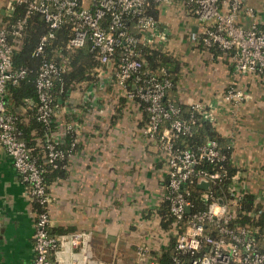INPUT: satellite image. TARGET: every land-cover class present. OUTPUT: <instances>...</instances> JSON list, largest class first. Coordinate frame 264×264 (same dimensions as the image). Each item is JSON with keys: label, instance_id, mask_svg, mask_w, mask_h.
Returning <instances> with one entry per match:
<instances>
[{"label": "crops", "instance_id": "obj_1", "mask_svg": "<svg viewBox=\"0 0 264 264\" xmlns=\"http://www.w3.org/2000/svg\"><path fill=\"white\" fill-rule=\"evenodd\" d=\"M240 1L257 9L264 26V0ZM15 4L0 0V27ZM193 8L183 0L159 4L158 33L148 45L175 59L170 66L176 83L167 99L209 109L208 119L224 137L243 185L264 205V71L234 73L228 52L200 42L202 23ZM238 18L245 26L252 21L243 10ZM233 83L243 89V100L219 102ZM128 93L118 82L115 59L96 67L95 80L71 89L57 108L54 138L61 141L71 131L76 145L63 173L48 182L50 229L58 235L89 232L91 258L112 264H140L136 246L142 241L151 240L160 250L165 246L164 237L151 238L150 231L165 201L166 152L146 131L142 100ZM15 110L28 121L26 105ZM35 204L0 142V264H35ZM74 255L82 258L80 252L64 258Z\"/></svg>", "mask_w": 264, "mask_h": 264}, {"label": "built area", "instance_id": "obj_2", "mask_svg": "<svg viewBox=\"0 0 264 264\" xmlns=\"http://www.w3.org/2000/svg\"><path fill=\"white\" fill-rule=\"evenodd\" d=\"M162 1V0H157ZM193 5V10L202 23L200 42L206 47H218L231 54L234 73L264 71V26L260 14L250 5L242 6L240 0H183ZM27 7L26 16L18 19L13 30L18 34L26 17L40 12L49 28L42 35L34 53L43 51L54 29L64 22H71L74 35L71 44L80 46L87 41L99 53L103 63L109 62L120 52L116 66L118 82L124 87L129 80L135 89L129 95L141 99L148 112L147 133L158 140L166 152L168 180L165 200L169 207L170 222L161 224V231L151 233V238L164 237L165 246L172 244L171 264H264V230L260 225L239 223L236 218L242 208L243 193L247 190L240 172L225 184L226 173L222 171L227 154L217 139H210L198 148L183 147L177 142L194 133V118H185L178 105L166 101L172 81L165 68L162 74L143 68L139 57V44H152L158 33V21L148 12V0H15ZM243 10L252 18L249 25L239 22ZM13 43L9 41L5 26L0 28V142L12 157L16 170L31 189L33 201L39 205L36 211L34 232L35 264H112L93 260L89 252L90 233L74 231L63 234L50 232V193L45 180L46 168L31 154L27 141L14 116L5 105L6 81L16 82L26 69L12 70ZM62 67L53 60L42 61L36 79L38 118L50 123L56 111L50 93L54 78ZM244 91L231 84L218 98L221 103H239ZM209 118V109L204 104L192 105ZM57 139L48 140L47 161L54 166L64 156ZM207 181L206 187L201 182ZM203 187L201 201L197 206L193 184ZM222 199V200H221ZM190 207V211L187 208ZM157 223V224H158ZM152 230V229H151ZM156 249L151 240L137 244L140 264H158ZM82 258L72 257L66 261L64 254L78 253Z\"/></svg>", "mask_w": 264, "mask_h": 264}, {"label": "trees", "instance_id": "obj_3", "mask_svg": "<svg viewBox=\"0 0 264 264\" xmlns=\"http://www.w3.org/2000/svg\"><path fill=\"white\" fill-rule=\"evenodd\" d=\"M148 2V12L153 14L158 21L157 15L161 1L148 0ZM26 10L27 7L25 4L16 3L13 14L4 25L7 29L8 39L13 43L12 70L17 71L22 68L26 69L24 76L20 77L16 82L13 78H9L6 81L5 105L7 112L14 116L17 125L22 130V137L27 141V144L31 149L32 156L44 164L46 168L44 175L48 184L53 177L63 173V165L71 150L75 148L76 143L74 141V134L70 131L63 140H57L56 142L57 146L62 148L64 151V156L58 159L57 165L54 166L46 160L49 152L48 140L54 138L57 120L55 116H53L50 123L45 124L38 118L37 106L39 98L37 95L36 79L39 67L45 59L56 61L62 67V71L54 78L53 85L50 89L52 106L54 110L57 111L59 105L65 101L71 89L77 83L95 80L96 67L100 66L103 62L100 60L98 51L92 49L89 41L80 46L71 44V38L73 37L75 30L71 22H64L59 27L55 28L54 35L47 39L43 51L34 53L42 35L48 33L49 28L43 15L38 11H34L26 17V21L21 31L18 34H14L13 30L17 21L18 19L26 16ZM139 48V57L144 63L143 68L149 72L158 74H162V69L165 68L172 81L169 89L173 88L175 86L176 79L170 66V62L175 59H173L171 55L169 56L165 52H162L145 42H141L139 44ZM208 48L216 49L218 47L214 46ZM120 52L121 51H117L116 56L113 58L116 60V66ZM126 88L128 91L134 90L135 83L132 80H129ZM166 101H171L178 105L181 109L183 117L195 119L194 133L179 140L177 143L180 146L196 149L200 145L207 143L211 138H215L219 141L221 149L227 154L226 159L223 161L222 171L226 173L224 180L225 184L229 183L233 176L237 174L239 168H237L231 161L229 151L223 146L222 143H224V137L222 134L218 132L216 127L210 123L209 119L204 117L201 111L196 110L192 105L186 106L176 103L167 99V95ZM20 104L27 106V114L29 115L27 122H24L21 115L15 110V106ZM142 104L145 108L143 101ZM192 188L194 198L197 200V206L204 207L205 203L201 201L200 197L203 187L199 186L196 182L193 184ZM34 202L36 203L35 206L38 209V203L36 201ZM242 202L243 205L236 220L239 223L260 225L261 230L263 231L264 205L257 202L256 196L247 190L243 193ZM168 213L169 207L167 200H165L160 209V215L162 218L161 224L164 226L170 222ZM50 232L55 234V232L51 229ZM60 232H66V229L64 228ZM262 245L264 247V243ZM172 252V244L164 246L161 250H159V252H156L157 263L171 264Z\"/></svg>", "mask_w": 264, "mask_h": 264}, {"label": "rangeland", "instance_id": "obj_4", "mask_svg": "<svg viewBox=\"0 0 264 264\" xmlns=\"http://www.w3.org/2000/svg\"><path fill=\"white\" fill-rule=\"evenodd\" d=\"M156 232L157 231H161V228H160V224L158 223V224H156V230H155ZM155 231H153V230H151L150 231V233H152V232H155ZM162 232V235L164 236V237H167V232L166 231H161Z\"/></svg>", "mask_w": 264, "mask_h": 264}, {"label": "water", "instance_id": "obj_5", "mask_svg": "<svg viewBox=\"0 0 264 264\" xmlns=\"http://www.w3.org/2000/svg\"><path fill=\"white\" fill-rule=\"evenodd\" d=\"M201 185L206 187L208 185V182L207 181H203V182H201ZM187 210L190 211V207H188Z\"/></svg>", "mask_w": 264, "mask_h": 264}]
</instances>
